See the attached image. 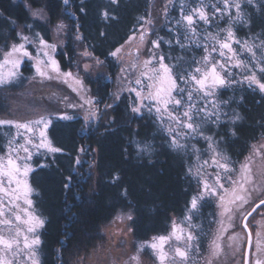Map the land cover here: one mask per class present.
<instances>
[{
  "label": "snow or ice",
  "instance_id": "1",
  "mask_svg": "<svg viewBox=\"0 0 264 264\" xmlns=\"http://www.w3.org/2000/svg\"><path fill=\"white\" fill-rule=\"evenodd\" d=\"M68 4V0H62ZM171 2V0H169ZM223 3V8L219 7ZM249 4L253 0H247ZM24 7L34 20L44 21L49 24L50 17L47 15L45 6L34 7L29 0H23ZM111 4H117L118 0H110ZM236 9V19H242L240 0H216L210 4L207 0H197L196 6L189 7L181 0L180 18L175 21L174 28L169 32L174 34L173 40H164L163 37L150 40V35L155 31L153 21L150 18H141L139 35L134 33L125 41L126 45L135 47L130 50L128 55L133 59L128 65L132 69L128 76L127 87L121 91H127L131 95V111L141 114L146 110L154 114L156 120L161 125L168 137V144L171 148L180 152H187L189 149L195 154L197 163L188 167V174L193 176L201 186L200 192L193 196L190 207L183 220L177 223L173 220L171 232L168 235L152 237L151 242H145L138 246L137 252L129 256V260L124 264H142L141 255L145 248H150L158 264H173L180 261L187 264L190 255L194 251H199L198 235L193 229L198 226L193 224V218L199 213L201 201L207 203L209 199H215L217 206L221 209L218 221L219 229L215 239L211 241L209 258L206 264H214L223 252L222 240L225 234L234 227V217H242V224L245 230L248 229V218L256 213L258 209H264V171H253V158L259 157L264 160V144L252 145L251 153L245 157L244 161H233L229 156L219 150L218 142L213 136L205 135L206 125L218 123L220 120L219 105L210 100L214 97L220 87L231 83L247 82L248 87L258 88L264 93V40L260 44H249L236 38L235 33L229 24L228 27L212 33L205 29L202 33L198 31V23L211 25L219 14L223 18L227 14L231 18V9ZM213 11L209 15L208 9ZM80 11H84L83 8ZM165 17L168 14L167 5L164 9ZM104 20L116 19L108 10L102 12ZM150 15V14H149ZM13 23H15L13 21ZM67 28L62 21L53 25L54 32L59 34ZM26 29L31 35L25 34ZM34 24H25L16 33L18 42H13L6 46L7 50L2 52L0 58V86L11 83L20 76V68L25 58L34 60L35 72L38 76L45 79L63 78L64 83L69 80L75 86L72 91L80 95L86 92L83 80L79 75H74L71 71H61L59 62L55 59L56 43H50L40 32L33 31ZM225 35L221 37L220 33ZM103 35V33H101ZM76 40H83V35L77 26ZM151 43L146 58L141 59V50L146 43ZM208 42H211L209 44ZM161 43H166L171 47L173 43L182 50L190 46L202 47L205 55L200 60L193 59L188 63L184 57H176L175 63H166L173 57L160 50ZM233 44L241 46V50L248 54L246 61L240 58ZM29 45L33 50L29 49ZM125 45L117 47L110 53L112 57L122 59L121 53ZM216 54L219 59L214 58ZM83 57L93 58L97 64H101L98 58L92 57V53L85 50L81 53ZM187 64V67H185ZM195 65V67H193ZM89 64H84V70L88 71ZM240 69L243 75L242 81H235L233 69ZM121 72H127L126 68H121ZM55 74V76L52 75ZM83 104H70L69 107H84L89 105L84 117L85 121L97 117L96 101L91 97L80 96ZM119 93L116 99H119ZM227 103V102H225ZM112 105H105L110 108ZM63 119H71L67 115ZM240 119L239 115H234L235 120ZM11 124L17 129V136L8 141L5 152L0 155V264H39L36 246L41 241L37 234V229L43 227L45 221L35 215L33 201L30 198L33 189L31 188L28 176L34 171L30 161L33 157L34 149H46L48 153H59L61 148L54 147L48 139L45 130L51 124V120L44 117L35 121L17 122L0 120V125ZM43 125L39 131V143H35L30 135H24L19 130L29 134H34L35 126ZM233 135L235 133L233 132ZM23 137V143L17 141V137ZM197 137L208 143L207 159H202L203 153L195 144H189L190 140ZM138 152L151 153V142L143 145L137 144ZM85 147L79 148V152H86ZM21 152L24 155H21ZM77 163H80L77 158ZM45 165H41L44 167ZM212 168L214 172H208ZM259 176V180L257 179ZM71 179V177H69ZM119 180V175L114 176L113 182ZM67 187V184H65ZM125 195L127 194L125 190ZM23 205V206H22ZM247 206V207H246ZM129 213L126 219L132 220ZM7 230L10 235H4ZM230 241H237L238 235L227 237ZM248 251L245 252L243 264H264V233L257 231L255 250H252L253 240L251 231L246 232ZM177 242V246L171 250H166V245H171L172 241ZM231 246V245H230ZM250 255L252 258L250 259Z\"/></svg>",
  "mask_w": 264,
  "mask_h": 264
},
{
  "label": "trees",
  "instance_id": "2",
  "mask_svg": "<svg viewBox=\"0 0 264 264\" xmlns=\"http://www.w3.org/2000/svg\"><path fill=\"white\" fill-rule=\"evenodd\" d=\"M211 1L207 0L212 4ZM29 2L34 7L47 5L46 12L51 22L40 23L29 17L22 0H0V58L25 24L47 29L55 22L65 20L69 25L74 22L79 26L84 47L110 66V53L139 28L141 18L148 17L150 7V0H118L117 4H111L110 0H68V4L62 0ZM172 2L162 25L155 29L154 38L174 41V34L169 29L174 28L175 21L180 18L181 0ZM240 3L242 19H236L237 23L225 14L223 18L219 16L213 20L211 25L199 22L198 31L202 33L207 29L216 33L231 24L236 36L249 38L253 35L264 40V0H253L251 4L241 0ZM183 4L196 6L197 0H183ZM218 6L223 8V3ZM104 10L116 19L104 20L101 15ZM211 10L208 9L209 15ZM220 35L223 37L225 33ZM159 51L173 57L166 63H175V58L180 56L191 63L205 53L202 47L192 45L182 50L175 43L171 47L161 43ZM55 56L62 70H67L69 65L63 51H57ZM86 82L99 102L108 97L107 80ZM242 96L241 103L239 100L232 102L241 113L240 120L224 131H221L224 121L216 127L218 135H222L224 148L237 158L244 155L258 136L264 121V98L254 91H246ZM131 102L130 94H122L108 111H101L105 115L101 125L91 124L84 132L81 114L73 111L69 113L71 119H63L66 114L61 111L52 117L47 132L52 145L62 151L44 153L43 157L35 158L37 162L43 159L44 163L36 165L29 176L34 190V206L45 221L40 231V264H71L86 254L101 237L99 227L118 211L131 212L134 239L160 234L165 231L168 217L181 213L191 198L196 184L188 174V162L193 153L190 149L180 152L171 148L155 115L146 110L141 114L133 113ZM1 138L0 135V141H3ZM194 140L201 143L200 138ZM145 142H151V153L138 152L137 144ZM81 147H85L92 158L91 162L87 160L78 168L76 161ZM116 175H119V180L113 182ZM93 179L94 191H89L88 185ZM210 204L202 205V212L213 209L214 214L216 208Z\"/></svg>",
  "mask_w": 264,
  "mask_h": 264
},
{
  "label": "rangeland",
  "instance_id": "3",
  "mask_svg": "<svg viewBox=\"0 0 264 264\" xmlns=\"http://www.w3.org/2000/svg\"><path fill=\"white\" fill-rule=\"evenodd\" d=\"M172 1L174 0H171V2H169V0H150V7L148 9L147 18L152 19L155 29L160 25H162V22L165 19V13H164L165 5H167V8L169 10V8L172 6L173 3ZM211 3L212 4L216 3V0H212ZM29 17L31 16L29 15ZM218 17L219 14H217V18ZM235 17H236V9L233 7L231 9V21H233L234 23L237 21ZM38 21L40 23H45L44 21H40V20ZM61 21L67 25V28L63 32L56 34L54 32L53 25ZM167 22L169 23L170 20H168ZM70 24L71 25H69V23H66L65 20L64 21L59 20L50 27H48L47 29L44 28L42 29L40 26H34L33 31L40 32L45 37V39H47L50 43H56L57 45L56 52L63 51L64 57H66V61L68 62L69 65L67 70H62L60 64L61 71H71L74 75L78 74L79 77L83 80L84 87L87 89V91L81 92L80 95H78L77 92L72 91V87H69V84L75 86L71 80H69L68 83H64L63 78H59V79L53 78L51 80L41 78L35 72V67H34L35 61L28 60L27 58H25L20 68V73H21L20 76L17 79L13 80L11 83L0 86V120L26 122V121L38 120L40 119V117H44L46 120H51L53 116H57V114L61 111L65 112L67 116L70 115L69 114L70 112L72 113L74 111L78 114H81L83 117L81 125L82 128H84L82 132H84L87 128L91 126V124L96 123L97 125H101L102 120L105 117V115L101 114V111L102 110L108 111L111 108V107L105 108V105L116 104L118 100L116 99L117 93H119V96H122V94L124 93L129 94L127 91H121V90L127 87V80L125 79V77L128 76V73L132 72V69L129 68L128 65L132 61L133 57L129 56L128 53L130 50L134 49L135 42H133L132 45H126L125 41L128 39L129 36L133 35L134 33L138 37L139 28L131 32L128 35V37L119 46H117L120 47L121 45H125L124 51L121 53L122 59L118 60L117 58L111 56L110 66H107V63L103 59L99 58V60L102 61V63L97 64L95 62V59L83 57L81 55V53L85 50L84 44L82 40L78 41L75 38L77 35L76 23L73 22ZM24 31L25 34L31 35L28 34V31L26 29H24ZM155 33L156 32L154 31L150 35L149 41L157 39L154 38ZM236 38L241 41H247L249 44L255 43L258 45L261 43V38L253 37V35L250 36L249 38H241L238 35L236 36ZM11 41L12 42L8 43V46H10L13 42H18L17 35L15 38H12ZM28 47L30 50H33L31 45H29ZM151 47L152 46L150 42L146 43L143 46L141 50V59L147 57V55L149 54L147 50L150 49ZM233 48L238 51L241 59H244L246 61L249 59L248 54L241 50L240 45L233 44ZM55 53H54V57L56 59ZM33 55H35L34 50H33ZM204 55L203 54L200 55L197 58V60H200ZM213 56L214 58L219 59V57L216 54H213ZM92 57L97 58L93 54ZM84 64L90 65L88 71L84 70ZM122 67L126 68L127 72L122 73L121 72ZM193 67H195V65ZM232 71L235 74L234 75L235 81L243 80V75L240 69L234 68ZM52 75L55 76L54 73H52ZM128 78H132V77L128 76ZM89 80L90 81L107 80V82L109 83L108 97L103 99L101 102H99L94 92L89 90V85L86 82ZM246 91H249L250 93L254 91L262 98H264V93H261L258 88H255V86L249 88L247 82H242V83L234 82L229 85L220 87L216 95L214 97L209 98L210 100L216 102L219 105L220 120L218 123H213L214 125L210 123L207 124L205 131V135L213 136L214 140L218 142V147L220 151H222L225 155L229 156L233 161L237 162V167L239 166V162L244 161L245 157L250 155L252 150L251 149L252 145H258L263 143L264 121L262 122V127H263L262 130L260 131L258 136H256L255 139L249 144V147L244 153L242 159H239L237 157H232L228 152V150L224 148V146L222 145L223 142L222 135H218L217 132L219 129H217L216 127L220 124V122L224 121L225 123H222L223 125L221 126V129L223 130L221 131H224L225 129H230L231 128L230 126L233 124L234 115H239V117L241 118V113L239 114L238 107H236V104L233 105L232 102L233 101L238 102L239 100V102L241 103V100L243 98L242 93ZM81 95L85 96V98L91 97L94 101L97 102L96 108L98 111L96 118L85 121L84 117L86 115V111L89 109V105L87 104H85L84 107H78V106L69 107L70 104H75V105L83 104L84 102L80 98ZM130 95H134V94H130ZM99 118H101V120H99ZM238 120H235V122ZM35 127H36V131L34 134L26 133L22 129L19 131L24 133V135L32 136L35 143H39V131L43 129V125L35 126ZM45 132L48 139L51 140V137H49L47 129L45 130ZM0 135L2 137L1 139L3 140L0 141V155H2L6 150L5 146L8 144V141L13 137L17 136V129L14 127V125L11 124L0 125ZM197 139H199V137H197ZM17 141L19 143H23V137L22 136L17 137ZM200 141L201 143H198L195 140H190L189 144H195L196 147L201 150V153H203L202 159H207L208 156L210 155V153H208L207 151L208 143L201 138ZM31 150L33 151L34 154L30 163L34 169L36 165L44 163L43 159H40L39 162H37L35 158H37L38 156L43 157V154L48 152L46 149L37 150L32 148ZM21 155L23 156L24 153L21 152ZM90 157L92 158L88 150L83 153L79 152L77 155V158H79L80 160V163H77L78 168H81L83 163H85V161L87 160H89L88 162H91ZM190 158L191 160L188 163H190V165L192 166L196 165L197 160L194 153L192 157L190 156ZM252 167L254 172L264 171L263 160L260 159L259 157H254ZM207 171L211 173L214 172V169L208 168ZM80 174L81 173H79V175ZM89 174H91V172L88 173L86 176H89ZM29 176H28V181L31 188L33 189L32 183L29 180ZM191 178L196 184L195 190L191 194L192 195L191 198L188 199L187 205L182 209L181 213L171 214V216L168 217L169 219L165 231H161L159 235L165 233L169 234L171 232V226L173 220H176L177 223L183 220L184 216L187 214V208L190 207L191 199L193 198V196H196L200 192L201 186L197 183V180L193 176H191ZM257 179L259 180V176H257ZM94 185H95V179H93V181L88 185L89 191H94ZM33 194H34V190L30 196L32 201H33ZM208 202H211L212 206L213 205L216 206V211L214 212V214L212 213L213 209L208 211L205 210L202 212L201 209L202 205H205ZM207 203L201 201V207L199 209V213L196 216H194L192 221L193 224L198 226L197 228L193 229V231L199 237L197 242L199 245V251L194 252V254L190 256L189 259V261L193 262L194 264H206L209 258L211 241L215 239L216 235L218 234V229H219L218 221L221 219V217L219 216L221 209L217 206V202L215 201V199H209ZM261 210L263 209H258L257 211H261ZM31 211H33L35 215L39 216L41 219L44 220V216L38 213V211L36 210L34 206V202H33V209H31ZM129 213L131 214L130 211L127 212L118 211L114 216H112V218L109 219L108 222H106L105 225H101L99 227V232L101 234V237L98 241H96V245L93 248H91L86 254L75 259V261L72 262L71 264H124L125 261L129 260V256L136 254L137 248L140 244L145 242H151L152 240L151 237L150 239L149 237H147L139 240L133 238L132 230H131L132 220L126 219V216ZM257 213L259 212L253 213V215L248 218L247 223L249 222V219L250 222L255 221L254 218L257 216ZM211 218L215 220L212 222ZM233 223H234V227L229 229V231L225 234L224 239L221 242L222 248L226 252L222 253L219 256V258L214 261V264H218L219 260L222 261L223 264H237V261L239 259L238 258L239 250L236 251L234 250L233 247V244L236 241H230L228 240L227 237L231 236V234L236 231L237 224L241 227V231H243L244 235H245L244 232L245 229L242 228L243 224H242L241 216L236 215L234 217ZM41 229L42 227L37 229V234L39 235L40 241H41V234H40ZM257 231H261L262 233H264V215L258 221ZM237 232L235 235H237ZM3 234L6 236L10 235V233L7 230H4ZM206 239H208V241H206ZM241 241H244V239ZM40 244L36 246V253L39 264L41 262ZM176 246H177V242L175 244L172 243L170 246L166 245L165 248L171 253V250ZM140 255H141L142 264H151L150 261L151 259H153L152 257H154V255L150 248H145L144 251L140 253ZM222 263L220 262L219 264ZM129 264H132V262L129 261ZM173 264H181V262L177 260L173 262Z\"/></svg>",
  "mask_w": 264,
  "mask_h": 264
},
{
  "label": "flooded vegetation",
  "instance_id": "4",
  "mask_svg": "<svg viewBox=\"0 0 264 264\" xmlns=\"http://www.w3.org/2000/svg\"><path fill=\"white\" fill-rule=\"evenodd\" d=\"M262 144H264V141H263V143ZM244 156V155H243ZM243 156L241 157V158H239V159H242L243 158ZM263 162H264V160H263ZM257 212H259V213H257V216L254 218L255 219V221H252V222H250V219H249V222H248V231H251V233H252V240H253V245H252V250L254 251L255 250V241H256V231H257V228H258V221L262 218V216L264 215V209L263 210H261V211H257ZM207 216V215H206ZM200 217V216H199ZM239 228V229H238ZM243 228V227H242ZM237 230H238V232H237ZM244 230V229H243ZM239 231H240V233H239ZM236 232H237V235H238V237H239V239H238V241H236L234 244H233V247H234V250H239V259H238V261H237V264H243V258H244V254H245V252L246 251H248V245H247V239H246V230L244 231L245 232V235H244V233H243V231H241V227L237 224V228H236V231L235 232H233L231 235H234V234H236ZM204 234V233H203ZM161 235H168V233H165V234H161ZM154 236H159V234H153V235H150L149 236V239H150V237H151V239H152V237H154ZM204 238H205V236H204ZM244 239V241H241V240H243ZM206 241H208V239H206ZM202 242H203V240H202ZM202 242H200V243H202ZM175 244L176 242L173 240L172 242H171V244ZM194 252H196V251H194ZM194 252H192L191 253V255L190 256H192L193 254H194ZM226 251L225 250H223V252L222 253H225ZM223 256V255H222ZM153 259H151V264H157L158 262L156 261V259H155V257H152ZM252 258V256L250 255V259ZM194 261H195V259H194ZM222 263V261H220L219 260V263ZM218 263V262H217ZM218 263V264H219ZM187 264H194L193 262H190V261H188L187 262ZM223 264V263H222Z\"/></svg>",
  "mask_w": 264,
  "mask_h": 264
},
{
  "label": "water",
  "instance_id": "5",
  "mask_svg": "<svg viewBox=\"0 0 264 264\" xmlns=\"http://www.w3.org/2000/svg\"><path fill=\"white\" fill-rule=\"evenodd\" d=\"M248 231V229L246 230V232Z\"/></svg>",
  "mask_w": 264,
  "mask_h": 264
},
{
  "label": "bare ground",
  "instance_id": "6",
  "mask_svg": "<svg viewBox=\"0 0 264 264\" xmlns=\"http://www.w3.org/2000/svg\"><path fill=\"white\" fill-rule=\"evenodd\" d=\"M258 100H259V98H258Z\"/></svg>",
  "mask_w": 264,
  "mask_h": 264
}]
</instances>
